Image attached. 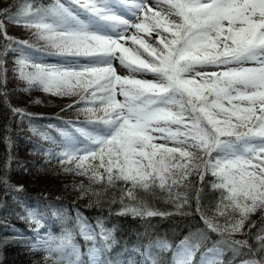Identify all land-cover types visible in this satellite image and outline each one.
Here are the masks:
<instances>
[{
	"label": "snow or ice",
	"instance_id": "snow-or-ice-1",
	"mask_svg": "<svg viewBox=\"0 0 264 264\" xmlns=\"http://www.w3.org/2000/svg\"><path fill=\"white\" fill-rule=\"evenodd\" d=\"M165 2L167 8L158 3L159 10H154L148 0H54L49 5L18 0L0 9V36L6 41L0 52V88L6 82L5 56L10 51L17 65L13 71L27 85L21 91L36 87L54 95L79 96L81 107H68L88 117L80 123L61 120V125L37 127L31 123L32 114L19 108L11 111L22 120L27 117L29 130L47 142L42 149L46 162H75L76 169H82L78 175L90 172L91 182L105 181L100 192L92 190L98 201L107 188H118L122 207L117 215H172L148 207L135 191L157 186L168 192L177 213L187 214L180 209L189 204L183 192L193 184L189 177L195 173L201 185L206 175L215 177L211 187L224 190L215 209L224 217L223 224L205 215L201 188L195 190L196 211L205 229L220 234L224 248H208L198 264H219L226 250L232 252L228 264L237 257L239 264H264V220L255 236L256 246L229 238L244 229L250 213L264 210V0ZM170 16L179 19L170 20ZM6 22L34 29L32 35L45 42L43 48L7 35ZM132 29L135 32L128 35ZM153 31L158 37L155 44L137 35ZM127 40L138 47H125L121 41ZM45 48L55 50L49 55L58 56L57 63H46L35 55ZM116 61L131 73L150 72L155 79L122 77L114 67ZM8 144L11 147L10 136ZM97 160L99 164L92 163ZM0 183L22 189L10 185L6 177H0ZM20 203L26 215H16L34 235L17 234L5 238V244L10 239L27 241L24 246L46 253L45 264H85L70 231L60 236L42 234L45 214ZM53 215L67 219L66 212L53 211ZM76 222L80 235L92 242L91 264H148L147 259L104 258L117 243L113 229L98 217L96 232L78 210ZM198 247L186 238L174 249L172 264H192ZM169 248L158 240L144 252L141 247L131 252L151 256L152 249ZM151 264L161 262L152 258Z\"/></svg>",
	"mask_w": 264,
	"mask_h": 264
},
{
	"label": "trees",
	"instance_id": "trees-1",
	"mask_svg": "<svg viewBox=\"0 0 264 264\" xmlns=\"http://www.w3.org/2000/svg\"><path fill=\"white\" fill-rule=\"evenodd\" d=\"M149 7L159 10V3L163 8H167L165 0H150ZM18 0H0V9L14 5ZM43 5H49L54 0H39ZM150 15V14H149ZM144 17L141 16V20ZM170 20H178L176 16H170ZM7 35L18 40H28L36 47L43 48L44 41L38 40L32 35L34 29L29 30L22 25H16L6 22ZM159 31V30H157ZM134 31L130 32L131 35ZM146 42L155 44L158 39L156 31L151 33H137ZM165 36L168 33L164 34ZM131 40L121 41L125 47H129ZM6 41L0 36V52L4 51ZM134 45L133 48H137ZM141 51H143L141 49ZM55 50L45 48L42 52L35 53L46 63H57L59 57L49 53ZM15 54L8 52L5 56L4 68L6 69V82L3 88H0V177H6L12 186H22V189L16 191L14 188H6L0 183V264H45V255L43 251H32L24 246L27 241L9 240L4 243L5 238H11L17 234L23 237H32L34 234L30 231L28 224L19 219L16 215L20 213L26 215L25 208L22 207L20 201L27 208H31L45 214L46 228L41 229V233L51 232L53 235L60 236L66 231H70L73 241L81 248V259L85 264H91L88 257V248L91 241H85L80 235V229L76 222L77 210L85 218L92 228L98 232L96 227L97 218H102L106 228L113 229V235L117 243L110 252L104 254V258L113 261L122 259L129 254L136 256L138 260L147 259L151 262L152 258H156L161 264H172V253L181 242L185 241L193 245H199L193 254L192 264H198L201 255L212 247L224 248L219 244L221 236L219 233L205 229L200 214L196 211V193L197 188H201L200 203L204 209L205 215L216 217V220L223 224L224 217L216 213V206L219 204V196L223 189H213L210 182L215 181V177L210 174L205 176V180L201 185L195 173L189 177L193 184L183 189V192L189 197V204L183 206L180 212L187 214H179L176 211L175 204L168 199V192L158 186L151 189H136L137 196L148 207L173 213L170 216L161 217H133L131 215H117L122 204L119 201V189L107 188L100 195L99 201L96 192L101 191V186L105 181L93 183L88 175H78L75 162H67L60 164L59 162H46L42 149L48 147L47 142L39 140V138L29 130V120L25 117L23 120L14 115L12 108L23 109L25 113L32 114L31 123L37 127L46 126L48 123L61 125V120H72L80 123L88 119L83 113L74 110L81 107L83 101L77 95L59 96L49 92H45L40 88L33 87L29 91H21L27 87L26 83L17 78L13 71L17 65L13 61ZM147 55L146 53L144 54ZM119 63V62H118ZM126 69V68H125ZM208 70H213L211 67ZM129 77L136 79L154 80V74L150 72L131 73ZM6 93V95L4 94ZM32 95L39 97L41 106L47 107L41 110L30 102ZM74 105L69 108L68 105ZM61 109H65L62 111ZM102 115V113H101ZM59 116L61 119H56ZM11 128V133L8 128ZM53 135L58 137L54 131ZM11 137V147L8 140ZM155 143H165L163 140H156ZM168 146H172V142H168ZM11 156V160H9ZM93 164H99V161H92ZM87 162L85 163V167ZM65 169H71L66 171ZM103 173V169H100ZM106 177V174H105ZM118 185H123V181H117ZM83 185V188H81ZM83 190H88L86 195H81ZM7 193V195L5 194ZM13 197L17 199L14 200ZM115 198L116 203H111ZM129 203H135L129 201ZM225 203H227L225 201ZM91 205V206H89ZM222 207V205H221ZM53 211L66 212L67 219L60 220L53 215ZM231 211V209H227ZM238 218V217H237ZM264 220V210L257 209L254 213H250L245 221V227L239 232L233 233L229 238L232 240H248L250 245L258 244L255 239L261 221ZM252 223L256 227H250ZM15 226V232L12 231ZM158 240H163L170 245L167 251L160 249H152L151 256L141 255V253H132L135 247H141V252L147 250L149 243L154 244ZM122 255V256H121ZM247 258V257H246ZM232 260V252L226 250L223 256L219 257V264H228ZM233 264H239V257L233 261Z\"/></svg>",
	"mask_w": 264,
	"mask_h": 264
},
{
	"label": "rangeland",
	"instance_id": "rangeland-1",
	"mask_svg": "<svg viewBox=\"0 0 264 264\" xmlns=\"http://www.w3.org/2000/svg\"><path fill=\"white\" fill-rule=\"evenodd\" d=\"M151 1L150 0H148V3H150ZM83 18V17H82ZM132 31H134V29H132V30H130V32H132ZM129 32V33H130ZM129 33H128V35H129ZM130 46L129 47H131V48H133V46H134V44L132 43V41H130ZM249 66H251V65H249ZM114 67L116 68V72H117V74L118 75H120V76H122V77H124V76H128L129 77V75H130V72L129 71H125V70H121V68L123 67L122 65H120L117 61L114 63ZM118 99H123L122 97H117ZM29 100H30V102H34V105L35 106H37V107H39L41 110H46V109H48L47 107H44V106H41V102H40V99H39V97H37L36 95H32L30 98H29ZM122 256V255H121ZM128 259H137V257L136 256H133V255H131L130 257H128V256H124L122 259H119L120 261H126V260H128Z\"/></svg>",
	"mask_w": 264,
	"mask_h": 264
}]
</instances>
